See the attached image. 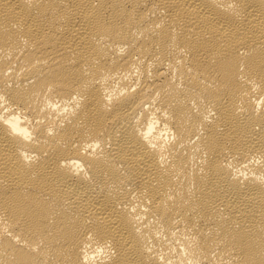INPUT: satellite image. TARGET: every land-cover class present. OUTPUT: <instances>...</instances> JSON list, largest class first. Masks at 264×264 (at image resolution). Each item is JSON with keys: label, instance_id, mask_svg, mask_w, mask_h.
<instances>
[{"label": "bare ground", "instance_id": "6f19581e", "mask_svg": "<svg viewBox=\"0 0 264 264\" xmlns=\"http://www.w3.org/2000/svg\"><path fill=\"white\" fill-rule=\"evenodd\" d=\"M0 264H264V0H0Z\"/></svg>", "mask_w": 264, "mask_h": 264}]
</instances>
